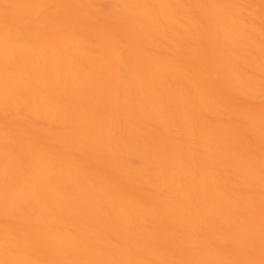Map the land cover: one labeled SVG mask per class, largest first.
<instances>
[{
  "label": "bare ground",
  "instance_id": "obj_1",
  "mask_svg": "<svg viewBox=\"0 0 264 264\" xmlns=\"http://www.w3.org/2000/svg\"><path fill=\"white\" fill-rule=\"evenodd\" d=\"M0 264H264V0H0Z\"/></svg>",
  "mask_w": 264,
  "mask_h": 264
}]
</instances>
